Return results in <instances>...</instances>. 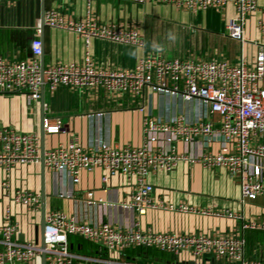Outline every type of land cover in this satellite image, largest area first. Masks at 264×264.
<instances>
[{"label": "built area", "instance_id": "1", "mask_svg": "<svg viewBox=\"0 0 264 264\" xmlns=\"http://www.w3.org/2000/svg\"><path fill=\"white\" fill-rule=\"evenodd\" d=\"M12 0H0L6 3ZM86 1L82 17L65 18L57 10L44 11L45 26L74 32L83 39L85 53L80 62L41 63L42 40L40 20L36 35L31 40L30 52L22 59L11 60L0 56V94L21 95L28 104L40 98L41 88L89 89L107 94L142 95L149 88L159 96H170L182 102L196 99L202 106L201 114L187 118L182 114L146 115L142 123V141L138 145L114 146L107 141L83 145L72 136L65 143L40 152L37 132H17L0 127V166L9 172L17 164L39 163L53 172L64 173L73 184L81 171L100 168L109 176L122 174L133 183V191L119 203L138 216L149 209H163L175 213L229 218L238 221V233H170L143 230L136 221L130 229H119L105 220L85 222L75 215L58 209L45 211L40 241L17 239L18 223L11 221V205L4 210L0 224V264H22L45 255V264H152L126 263L112 258L93 257L75 252L69 242L74 235L96 243L106 252H117L128 247H156L177 255L188 251L195 260L210 259L221 264H264V260L245 256V230H264V222L247 218L242 211L229 208H197L185 202L177 204L153 198V185L148 175L157 171H171L181 161L200 163L204 168H224L240 189L239 202L264 196V46L255 54H240L236 63L223 57L165 58L160 53L141 56L133 67L108 68L96 65L90 52L92 39H102L137 48L145 47V38L136 26L100 20L92 3ZM136 4L158 3L197 13L207 8L222 9L233 4L235 15L225 26L226 35L244 41L249 17L258 8L257 0H124ZM256 27L264 36V18ZM101 112L96 115H101ZM216 115L218 118L214 119ZM46 134L63 130L60 117H43ZM199 141L207 147L199 155L180 152L177 143L185 147ZM3 188L9 189L8 181ZM9 202L39 211L40 195L17 188L9 193ZM72 197L73 190L58 194ZM87 203L92 204V192H87ZM101 202V201H100Z\"/></svg>", "mask_w": 264, "mask_h": 264}, {"label": "crops", "instance_id": "2", "mask_svg": "<svg viewBox=\"0 0 264 264\" xmlns=\"http://www.w3.org/2000/svg\"><path fill=\"white\" fill-rule=\"evenodd\" d=\"M258 8L249 17L244 41L226 35L225 26L235 15L233 4L222 9L207 8L197 13L176 9L166 4H136L124 0H96L93 13L102 21L118 22L125 26H136L145 38V47L92 39L90 52L99 67L129 68L144 55L160 53L165 58L223 57L236 63L241 53L255 54L264 36L256 23L264 18V0H257ZM44 11L57 10L65 18L82 17L86 13L85 0H44ZM41 0H12L0 2V56L11 60L25 58L30 52L32 38L36 35L37 22L41 18ZM41 60L43 65L80 62L85 53L82 38L74 32L44 26ZM159 46L163 51H157ZM264 86V78L260 82ZM202 106L196 100H181L161 97L146 88L143 94H107L93 90L59 88L50 91L41 88L40 98L28 104L21 95L0 94V127H9L17 132L35 131L39 135L41 150L65 143L72 136L83 145L107 141L114 146L138 145L142 141V123L146 115L182 114L195 118L201 114ZM101 112V115L96 113ZM43 117H60L63 130L46 134L42 127ZM214 119L218 117L213 116ZM43 133V137H42ZM42 137V144H41ZM217 143L207 147L199 141L185 147L177 143L180 152L199 155L207 149H215ZM106 173L100 168L81 171L79 180L73 184L64 173L48 170L39 163L17 164L9 172L0 166V224L5 207L10 204L11 221L17 222L20 241H40L41 194L45 196V211L58 209L79 220L93 222L105 220L119 229H130L138 221L143 230L170 233H222L240 231L238 221L229 218L183 214L163 209H149L136 215L130 208L119 205L133 191L132 181L116 174L103 181ZM8 181L9 189L3 188ZM153 185V198L172 203L185 202L197 208H229L242 211L247 218L264 222V196L239 202L238 183L228 176L224 168H204L200 163L181 161L171 171H157L148 175ZM23 188L40 195L39 211L31 212L26 206L10 203L9 192ZM73 190L72 197L58 194ZM92 192V204L87 203V192ZM101 201V202H100ZM245 256L248 259L264 260V230H245ZM69 242L75 252L93 257L112 258L126 263L152 264H221L203 259L195 260L188 251L177 255L161 251L156 247H128L117 252H106L96 243L71 235ZM19 264V263H17ZM22 264H41V256Z\"/></svg>", "mask_w": 264, "mask_h": 264}, {"label": "water", "instance_id": "3", "mask_svg": "<svg viewBox=\"0 0 264 264\" xmlns=\"http://www.w3.org/2000/svg\"><path fill=\"white\" fill-rule=\"evenodd\" d=\"M42 1V10H41V18H40V30L41 32L44 29V22H43V16H44V0ZM42 66H43V60H41ZM43 137V133H42ZM42 137H41V144H42ZM41 155H43V149L41 150ZM43 165V162H42ZM44 214H45V196L44 193L42 192L41 194V221H40V231H41V238H40V243L43 246V240H42V234H43V228H44ZM38 242V240L36 241ZM41 264H45V255L42 253L41 254Z\"/></svg>", "mask_w": 264, "mask_h": 264}, {"label": "clouds", "instance_id": "4", "mask_svg": "<svg viewBox=\"0 0 264 264\" xmlns=\"http://www.w3.org/2000/svg\"><path fill=\"white\" fill-rule=\"evenodd\" d=\"M154 47H155V49H156L157 51H163V49L160 48L159 46H155V45H154Z\"/></svg>", "mask_w": 264, "mask_h": 264}]
</instances>
